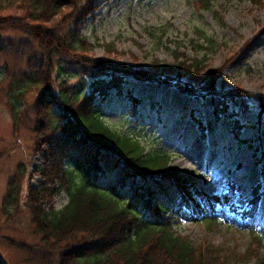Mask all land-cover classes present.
I'll return each instance as SVG.
<instances>
[{"label":"rangeland","instance_id":"374dc122","mask_svg":"<svg viewBox=\"0 0 264 264\" xmlns=\"http://www.w3.org/2000/svg\"><path fill=\"white\" fill-rule=\"evenodd\" d=\"M2 1L19 14L20 0ZM209 5L203 9L201 0H95L93 10L76 25V31L74 24L67 22L71 13L66 7L57 25L70 36L59 37L62 52L52 57L48 66L46 54L30 35L38 34L39 26L31 27L29 33L0 30V258L5 264H75L77 256L90 254L71 251L73 248L48 249L37 233L32 202L27 199L28 191L38 188L43 177L49 186L56 181L48 178L59 174H51L53 166L45 170L52 164L51 157L47 163L45 147H37L44 138V123L37 114L41 89L45 87L49 96L60 88L68 91L71 85L80 87L85 95L90 92L92 78L81 74L76 60L109 59L113 64L140 67L180 82L191 81L190 68L197 73L205 69L201 78L209 70L221 68L218 87L242 86L264 92V27L260 30L264 0H209ZM254 18L262 24L258 26ZM255 32L258 34L254 36ZM203 36L212 46L202 42ZM71 37L82 39L80 46L74 45ZM64 41L73 46L64 47ZM232 46L237 49L232 50ZM39 72L38 85H25L17 97L21 108L16 111L11 95L14 85L34 81ZM124 80L120 89L108 90L102 99L96 96L94 103L103 120L119 132L138 138L146 151L170 155V166L177 168L179 176L195 190L208 195L231 193L235 211L218 206L216 225L189 213L180 203L177 190L157 195L154 204L176 212L174 232L196 244H210L227 252L243 253L249 247L250 252H256L247 231L248 220L241 219L237 211L247 209L254 187L264 191V112L259 114L258 106L250 103L245 111L230 106L216 119L210 107L169 84L132 76ZM133 97L138 100L135 105ZM50 111L58 114L59 105L53 103ZM38 122L42 130L36 129ZM122 171L118 167L100 176L96 185L102 189L115 186ZM18 176L20 203L15 211L6 212L3 199ZM136 184L141 182L124 180L116 187L115 196L130 198ZM48 196L44 203L48 209L60 208L68 199L63 190ZM260 246L264 248V242Z\"/></svg>","mask_w":264,"mask_h":264},{"label":"trees","instance_id":"16d2710c","mask_svg":"<svg viewBox=\"0 0 264 264\" xmlns=\"http://www.w3.org/2000/svg\"><path fill=\"white\" fill-rule=\"evenodd\" d=\"M94 1L73 0L64 3L63 0H20L19 14L16 15L12 5L7 6L0 0V30L11 28L29 33L31 27L39 26L41 31L38 29V34L30 35L46 54L48 66L52 57H58L62 52L58 45L59 37L64 39L70 36L69 31L59 29L58 17L69 7L67 13L71 15H68L67 22L73 23V30L76 31V25L93 10ZM201 7L209 9V0H201ZM21 21L25 25H17ZM201 39L207 46H212L204 36ZM70 40L76 46L82 42L79 37H71ZM65 44L68 41L63 42L64 47ZM75 64L83 70L82 75L92 78L87 95L80 87L71 85L68 91L60 88L56 94L50 92V96L44 87L38 97L37 114L44 123L41 126L44 138H40L37 147H45L47 163L51 157L52 164L47 165L45 170L53 166L51 174H59L48 178L56 181V184L46 186L48 180L43 177L47 175L44 170L39 187L30 189L27 199L32 202L30 207L34 211L37 233L41 234L47 248L59 251L73 248L71 251L79 249L83 253L90 252L77 256L75 264H264V253L261 252H264V248L260 246L264 242V191H260L258 186L254 187L247 209L237 211L241 219L248 220L247 231L256 252H250L251 247L243 253L235 250L227 252L210 244H196L188 237L180 236L172 229L176 212L154 204L153 199L157 195L177 190L183 207L198 220L216 225L219 223L215 212L218 206L235 211L231 193L208 195L195 190L188 180L179 176L177 168L170 166V155L148 152L138 138L112 128L103 120L99 106L94 103L97 95L102 99L108 90L120 89L128 76L169 84L210 107L216 119L230 106L245 111L250 103H255L259 114H262L264 92L218 87L221 68L220 71L209 70L203 78L200 74L205 69L197 73L190 68L191 81L180 82L140 67L113 64L104 58L76 60ZM40 79L41 72L34 81H20L14 85L11 95L12 107L16 111L21 108L17 97L22 95L24 86L31 82L38 85ZM158 82L156 84L159 85ZM69 91L72 92L69 94ZM132 102L135 105L138 100L133 97ZM53 103L59 105L58 114L50 111ZM236 127L240 128V125ZM41 128L38 122L36 129ZM118 167H122L123 174L115 186L102 189L96 185L100 176ZM18 178L15 177L11 187L8 186L3 199V210L6 212L15 211L20 203ZM128 178L134 183L139 180L141 184L134 185L130 198L120 199L115 196L116 187L122 186ZM59 190L67 194V202L60 208H46L44 203L48 200L45 196L49 194V198ZM80 235L81 238H78ZM88 240L91 243H87ZM0 264H5L1 258Z\"/></svg>","mask_w":264,"mask_h":264},{"label":"bare ground","instance_id":"6f19581e","mask_svg":"<svg viewBox=\"0 0 264 264\" xmlns=\"http://www.w3.org/2000/svg\"><path fill=\"white\" fill-rule=\"evenodd\" d=\"M254 22L258 25V26H260L262 23L257 19V18H254ZM264 27V25H261L260 26V30H262L261 28H263ZM258 34V32H255L254 33V36L255 35H257ZM253 38V37H252ZM251 38V39H252ZM245 40V39H244ZM251 41V40H250ZM236 46H232L231 47V49L232 50H236L237 48H235ZM231 49H228V51H227V53H229L230 51H231ZM233 88H241V89H244L242 86H234ZM176 89V88H175ZM246 90V89H245ZM195 99V98H194Z\"/></svg>","mask_w":264,"mask_h":264}]
</instances>
